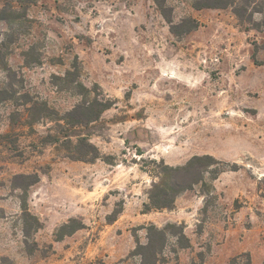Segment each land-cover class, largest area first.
<instances>
[{"label": "rangeland", "instance_id": "374dc122", "mask_svg": "<svg viewBox=\"0 0 264 264\" xmlns=\"http://www.w3.org/2000/svg\"><path fill=\"white\" fill-rule=\"evenodd\" d=\"M196 2L232 0H0V264H264V0ZM75 66L113 102L80 131L94 162L45 141L87 101ZM28 100L57 115L29 125ZM195 156L219 163L146 211Z\"/></svg>", "mask_w": 264, "mask_h": 264}, {"label": "trees", "instance_id": "16d2710c", "mask_svg": "<svg viewBox=\"0 0 264 264\" xmlns=\"http://www.w3.org/2000/svg\"><path fill=\"white\" fill-rule=\"evenodd\" d=\"M229 4L237 6L235 8V13L241 20H244V16H242L240 12L241 8L236 5V0H232V2L226 4L218 2L217 4H213L211 6L196 2L193 6L195 9L200 10L205 7L223 8L225 7L224 5ZM160 7L164 17L171 25V32L175 36L182 37L183 35L189 34L199 28L200 24L195 19H186L179 24H174L167 15L166 7L162 3H160ZM3 19H9V17L0 18V20ZM249 21H251V17L249 18ZM78 77L79 69L75 66L72 71H68L66 73L62 80L69 84L77 83L76 87L78 89L80 88L77 94L84 96L87 101L77 105L71 111L66 112L63 116H56L59 117L56 120L59 128H61L58 133H60V135L62 133L63 136L61 137L59 134H49L45 141H48L49 143H61L67 151V157L73 160L94 162L102 157L101 153L99 149L90 141L89 135L80 133V131L81 128H87L92 123L99 120L101 115L113 106V102L109 99L100 98V96H96L90 100L88 96L91 91L83 88L78 83ZM27 103L30 104L29 108H27L28 119L26 122L29 125L40 122L45 117H53L57 115L44 102L28 100ZM213 163L218 164L219 162L211 156H195L182 167L174 168L164 166L163 170L160 172L163 178L160 183H155L153 185L150 194V202L146 205V211L173 209L178 195L186 190L192 189L195 184L201 182L203 179L201 169L205 166H212ZM27 177L32 178L30 185H34L39 181V176L37 174ZM68 227L69 224L65 225L63 228ZM31 233L32 230L27 228L25 230L26 238H29Z\"/></svg>", "mask_w": 264, "mask_h": 264}]
</instances>
